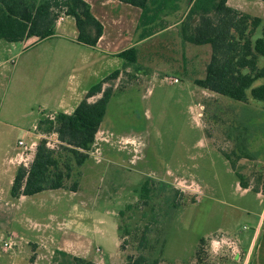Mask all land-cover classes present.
<instances>
[{"label": "rangeland", "instance_id": "rangeland-1", "mask_svg": "<svg viewBox=\"0 0 264 264\" xmlns=\"http://www.w3.org/2000/svg\"><path fill=\"white\" fill-rule=\"evenodd\" d=\"M230 2L264 20V1ZM178 4L177 11L160 14L155 29L147 35L183 19L190 0H179ZM36 41L24 48L19 42L0 41V208L15 215L13 220L0 216V246L7 240L15 243L10 251L0 250L2 263L10 264L15 256L16 264H29L33 254L29 243L42 240L45 224L59 226L57 219L51 221L49 213L60 196L65 210L61 218L75 204L89 211V225L95 231L90 260L125 264L127 254L140 253L139 237L148 224L147 252L151 258L159 257V264H224L210 240L221 243L227 238L242 245L245 252L253 243L247 263L259 264L262 260L264 264V214L260 218L264 212V102L251 97L247 104L227 97L206 98L190 77L172 70L158 69L150 75V70L142 67L136 71L132 65L130 71L105 84L112 86L114 93L85 165L80 194L47 190L22 200L12 198L9 182L16 165L8 158L13 156L19 139L39 141L54 133L38 136L35 126L42 112L55 108L49 104L46 91L66 76V72L56 71L51 53L45 50L55 41ZM259 64L264 66V58ZM198 74L203 76L198 72L190 76ZM173 77L180 81L171 83ZM46 83L51 87L44 86ZM242 118L251 119L249 148L259 152L258 158H242L236 165L239 169L243 165L241 171L252 187L247 192L238 187L239 178L224 155L236 159L235 143L227 135ZM149 178L178 190V205L173 206L171 198L160 191L150 206L142 204L139 209L127 210L128 204L141 201L140 189ZM122 210L124 215L120 214ZM146 211L148 215L142 219ZM118 224L131 230L124 238L125 253L120 249ZM12 231L17 232V238ZM203 237L207 246L204 259L198 261L196 251ZM46 254L39 264H71L59 257L56 263L55 257Z\"/></svg>", "mask_w": 264, "mask_h": 264}, {"label": "trees", "instance_id": "trees-1", "mask_svg": "<svg viewBox=\"0 0 264 264\" xmlns=\"http://www.w3.org/2000/svg\"><path fill=\"white\" fill-rule=\"evenodd\" d=\"M121 1L142 9L140 37L147 36L149 31L155 29L154 25L160 14L179 9V0ZM62 14L75 19L78 43L91 47L97 45L104 27L86 0H0V41L16 43L32 37L37 40L49 38L55 34L56 20ZM180 35L186 42L209 44L212 48L206 76L194 81L198 87L244 104L249 102L250 97L264 102V81H261L264 79V66L259 64L260 58H264V20L261 17L230 6L228 0H190L189 10L180 25ZM119 56L125 60V67L134 65L136 71L141 70L135 46L121 51ZM124 71L116 70L93 85L73 113L58 112L54 114V118L48 115L39 119L36 132L57 133L59 144L51 147L46 138L39 140L31 166L27 168L21 165L16 169L10 188L12 198L19 199L21 196H31L47 190H80L85 165L114 93L112 86H104L117 80ZM98 95L97 99L91 100ZM253 115L258 117L255 113ZM249 120L251 119L242 118L239 125H233V129L228 132V138L235 143L233 155L236 159L224 153L244 188L250 187L249 180L241 171L243 165H240V169L236 165L242 158L256 159L259 154L249 148L248 131L252 130ZM160 191L171 198L173 206L178 205V190L169 183L149 178L140 189L141 201L128 204L127 210L139 209L142 204L150 206L155 193ZM150 209L154 211V206ZM120 214L124 215L125 210ZM147 215V211L142 213V219ZM152 216L156 220L154 212ZM149 229L147 224L139 237L137 247L140 253L127 254L125 264L160 263L159 257L151 258L147 252ZM118 230L121 249L125 253L124 238L131 230L119 224ZM206 241L204 237L200 240L196 251L198 261L204 259ZM69 262L98 264L79 256L71 257Z\"/></svg>", "mask_w": 264, "mask_h": 264}, {"label": "crops", "instance_id": "crops-1", "mask_svg": "<svg viewBox=\"0 0 264 264\" xmlns=\"http://www.w3.org/2000/svg\"><path fill=\"white\" fill-rule=\"evenodd\" d=\"M86 1L90 4L95 17L103 24L104 30L102 36L96 46L83 45L77 42L78 29L72 16L64 14V20L56 23L55 34L46 38V41L51 40L55 41V43L45 50H49L51 53V63L54 65V68H57L56 71L60 70L64 74L66 72V76L60 83L46 91L49 104L55 105V108L45 110V112H42V116L58 112L73 113L93 85L116 70L130 71L132 66L125 67V60L119 56V53L132 46H135L138 51V65L141 66V69L144 67L150 70V75L160 69L162 71L172 70L190 77L193 82L195 79H201L206 76L207 64L210 62L212 56V48L209 44L192 45L193 43L182 39L180 25L184 18L175 24H168L165 28L154 34L140 37L139 25L142 17V9L140 7L121 0ZM228 4L236 8V6L231 4L230 0H228ZM36 40L35 37H32L19 43L24 44V48L31 43L37 42ZM41 55L40 53L39 57ZM196 72L203 76H199V74L198 76H190ZM44 86L49 88L51 84L46 83ZM201 90H203L202 93L206 98L207 96L223 97L202 88ZM99 96H94L91 100L94 101ZM203 109L204 105L201 104L199 111L202 113ZM16 150H20L18 142L13 148V155ZM11 156H9L8 161ZM17 167L16 165L15 172H13L10 178V188L14 181ZM237 184L243 192L252 190L251 186L249 188L242 187L239 181ZM58 190L75 195L80 194L79 191ZM261 193V190L258 191V194ZM26 197L21 196L19 199L22 200ZM62 201L63 198L58 196L57 204L49 213L51 221L57 219L59 226L55 227L52 222L45 224L46 228L44 227L45 230H43L45 231V235L41 238L42 240L40 242L32 241L29 243L33 251L29 264H39L47 255L46 253L50 254L51 258L55 257L57 259L56 263L59 262V258L60 260L65 259L69 261L73 256L91 259L95 242L92 234L95 231L89 225V211L84 205L79 207L78 204H75L71 206L69 211H66V216L61 218V211H65L61 207ZM263 214L264 212L261 213L260 218H262ZM0 216L9 218L10 220L15 218L13 212L5 208H0ZM258 229L259 226L257 227ZM12 233L18 235L16 231H12ZM228 240L230 241L229 238L227 240L223 239L221 243H216L218 240H210L211 247L216 246L217 251L215 252L221 258L220 262L224 264L229 262H233V264H236L235 262L237 264H248L253 243L250 244L245 252L242 245H237L236 243L226 245L229 242ZM62 253H65L67 256H64ZM236 257L238 258L237 260L234 259ZM93 261L98 264H107L104 260ZM16 262L14 256L10 264H16ZM258 263L262 264V260ZM0 264L6 263L0 261Z\"/></svg>", "mask_w": 264, "mask_h": 264}, {"label": "built area", "instance_id": "built-area-1", "mask_svg": "<svg viewBox=\"0 0 264 264\" xmlns=\"http://www.w3.org/2000/svg\"><path fill=\"white\" fill-rule=\"evenodd\" d=\"M62 20H64V14L60 15L57 20L56 23L61 22ZM171 83L174 82H179V78L178 77H173L172 79H170ZM50 118H54L55 115L51 114L49 115ZM35 131H36V127H35ZM38 136H41V133H37ZM43 138L47 139L48 145L51 147H55L59 144V140H58V135L57 133H53L51 134L49 137H47V135ZM51 139V140H48ZM39 141H37V139H25V138H21L18 140V147L20 148V150H16L15 154L13 156L10 157L9 162L12 164H15L17 166H25L27 168H29L34 160L35 157V153H36V149L38 146ZM13 237H18L17 235L13 234ZM216 243H219L218 241ZM228 243H233L232 241H229ZM15 247V243L13 242V240H7L3 243L2 246H0V250L2 251H10L12 249H14Z\"/></svg>", "mask_w": 264, "mask_h": 264}]
</instances>
